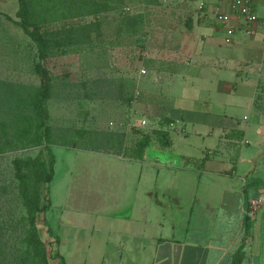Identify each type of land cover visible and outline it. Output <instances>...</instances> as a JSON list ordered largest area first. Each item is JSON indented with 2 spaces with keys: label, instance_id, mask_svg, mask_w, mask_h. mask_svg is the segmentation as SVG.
Here are the masks:
<instances>
[{
  "label": "rangeland",
  "instance_id": "374dc122",
  "mask_svg": "<svg viewBox=\"0 0 264 264\" xmlns=\"http://www.w3.org/2000/svg\"><path fill=\"white\" fill-rule=\"evenodd\" d=\"M25 1L28 26L41 38L42 68L51 79L45 101L51 137L32 142L44 128L36 113L43 84L36 70L38 45L7 18L19 21V0H0V264H22L26 250L27 211L14 161L38 159L49 168L52 156L55 177L41 186L42 205L49 207L39 215L40 236L52 255L61 254L69 264H92L105 252L103 242L123 227L127 207L116 197L126 173L143 171L163 191L162 176L183 170L151 163L180 162L174 152L192 153L193 143L204 144L206 133L197 131L209 111L205 83L178 75L196 71L187 53L207 50L205 33L217 44L223 35L214 36L206 0ZM137 92L139 99L130 105ZM228 111L216 119L243 127L251 117L247 107ZM142 120L160 129L181 120L179 132L169 134L174 151L149 149L150 164L131 159L141 158L147 150L141 141L154 131L140 129ZM150 135L151 143H160ZM119 151L122 156L111 153Z\"/></svg>",
  "mask_w": 264,
  "mask_h": 264
},
{
  "label": "crops",
  "instance_id": "0c3cea01",
  "mask_svg": "<svg viewBox=\"0 0 264 264\" xmlns=\"http://www.w3.org/2000/svg\"><path fill=\"white\" fill-rule=\"evenodd\" d=\"M206 1L214 36L223 38L217 44L205 33L207 50L187 53L196 71L185 69L178 75L192 84L205 83L209 111L197 131L206 133L204 144L193 143L197 149L192 153L174 152L178 163H151L183 170L162 174L163 191L143 171L126 173L116 197L127 207L120 220L123 227L103 242L105 252L92 264H233L241 250V264H264V204L246 234L249 205L264 198V0H251L258 17L251 34L233 16L231 0ZM219 9L228 15L227 26L215 19ZM232 27L235 36L228 40ZM203 68L212 74H202ZM242 106L251 113L243 127L216 119ZM169 142L166 148L151 143L141 158L131 159L150 164L148 150L174 151L171 135ZM111 153L122 156L120 151Z\"/></svg>",
  "mask_w": 264,
  "mask_h": 264
},
{
  "label": "trees",
  "instance_id": "16d2710c",
  "mask_svg": "<svg viewBox=\"0 0 264 264\" xmlns=\"http://www.w3.org/2000/svg\"><path fill=\"white\" fill-rule=\"evenodd\" d=\"M19 21H15L12 17L8 19L12 20L15 24L22 27L26 34H28L34 41H36L39 49L40 60L36 66L38 74L41 76L43 84L36 96V113L40 120V125L44 126L42 133L32 140L36 143H46L51 137V128L48 125V116L45 110V101L48 96L51 79L47 72L42 68V61L45 56V50L41 38L34 32L30 31L27 18V4L25 0H19V11L17 13ZM134 101V97L130 102V105ZM154 134L159 139V142L163 148L170 145L169 132L162 130H154L152 133L144 135L141 141L142 151L146 150L151 144V135ZM16 169V177L19 182V193L23 201V204L27 211V217L25 218L27 230L24 238L26 245L25 255L22 259V264H52V261H58V264H67L66 259L61 254L52 255L48 252L46 243L42 240L39 233V215L43 213L49 204L42 205L43 191L42 185H49L52 183L55 176V158L51 157L49 168L45 163L39 162L38 159H16L14 161ZM251 221L247 217L246 219V234H250ZM49 234L52 237V233L49 229ZM60 243L58 240H54ZM244 258L243 250L238 251L235 255L233 264H241Z\"/></svg>",
  "mask_w": 264,
  "mask_h": 264
},
{
  "label": "built area",
  "instance_id": "2783aa9c",
  "mask_svg": "<svg viewBox=\"0 0 264 264\" xmlns=\"http://www.w3.org/2000/svg\"><path fill=\"white\" fill-rule=\"evenodd\" d=\"M231 7H232V14L233 16L246 28V32L248 34H251V27L258 21V17L254 12L252 1L251 0H231ZM216 19L220 24H223L225 26L228 25L229 23V18L228 15L222 12L220 9L217 10L216 12ZM228 40L232 39L235 36V28H229L228 29ZM142 75L147 74L146 70L141 71ZM140 93L137 92L134 95V101L132 102V105L137 102L139 99ZM180 123L179 121L177 122H172L170 125H168L166 128L163 130L166 132H171V131H178L179 129L176 128L177 124ZM112 128H118V126L111 125ZM138 126L142 129H149L150 126L148 125V122L146 120H142ZM185 131V130H184ZM264 204V198H260L258 200H253L249 208L247 210L246 216L250 220H254L256 218V213L261 207V205Z\"/></svg>",
  "mask_w": 264,
  "mask_h": 264
}]
</instances>
